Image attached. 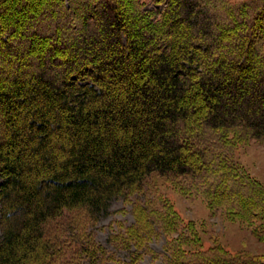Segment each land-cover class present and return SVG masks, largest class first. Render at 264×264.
Returning a JSON list of instances; mask_svg holds the SVG:
<instances>
[{"label": "trees", "instance_id": "obj_1", "mask_svg": "<svg viewBox=\"0 0 264 264\" xmlns=\"http://www.w3.org/2000/svg\"><path fill=\"white\" fill-rule=\"evenodd\" d=\"M250 139L264 143V0H0V264H107L88 228L139 193L108 237L134 248L127 264H264L204 249L155 190L264 242V184L234 155Z\"/></svg>", "mask_w": 264, "mask_h": 264}, {"label": "rangeland", "instance_id": "obj_2", "mask_svg": "<svg viewBox=\"0 0 264 264\" xmlns=\"http://www.w3.org/2000/svg\"><path fill=\"white\" fill-rule=\"evenodd\" d=\"M148 2L149 0H145ZM235 159L249 172V174L264 184V143L255 139L237 144L234 148ZM2 178L0 176V184ZM156 193L165 196L173 209L179 215L182 222L195 226L202 247L208 249L213 245H220L231 253L245 251L253 254H264V242L259 241L252 233L251 227L246 226L237 219H230L221 211H211L206 201L196 195H186L177 190L172 183L163 179L156 182ZM146 195V194H145ZM145 195L131 194L128 200L117 197L110 200L106 212H104L96 224L89 227L94 235V241L103 246L108 255L114 259L106 260L107 264L129 263L130 253L134 248L117 249L108 242L112 232L118 230L119 225L129 226L134 221L132 204L139 200L143 201ZM148 196V195H146ZM75 233V229L73 231ZM2 230L0 226V238ZM73 238V237H72ZM164 238H153L149 246L156 252H163ZM69 244L65 256L72 255ZM59 261V260H58ZM99 261V260H98ZM93 259L87 260L84 256L79 258L78 264H101ZM61 263V261H59ZM63 263V262H62ZM63 264H73L72 262ZM135 264H163L160 256L152 257L143 254Z\"/></svg>", "mask_w": 264, "mask_h": 264}]
</instances>
